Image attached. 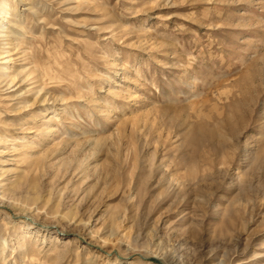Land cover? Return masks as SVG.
<instances>
[{
	"label": "rangeland",
	"instance_id": "rangeland-1",
	"mask_svg": "<svg viewBox=\"0 0 264 264\" xmlns=\"http://www.w3.org/2000/svg\"><path fill=\"white\" fill-rule=\"evenodd\" d=\"M0 11V264H264V0Z\"/></svg>",
	"mask_w": 264,
	"mask_h": 264
},
{
	"label": "bare ground",
	"instance_id": "bare-ground-1",
	"mask_svg": "<svg viewBox=\"0 0 264 264\" xmlns=\"http://www.w3.org/2000/svg\"><path fill=\"white\" fill-rule=\"evenodd\" d=\"M1 12V11H0ZM19 25V24H18ZM15 28L16 29H19L17 26H15ZM15 32V31H14ZM11 40V39H10ZM6 43V42H5ZM8 44V43H7ZM7 47H9L8 45H4V47L3 48H7ZM10 50H7V52H9ZM1 55V54H0ZM0 58H3V57H0ZM9 67H10V65L9 66H2V73H3V75H4V73H8V71H10V69H9ZM8 76V79H4V80H1V82L3 81L4 82V84L3 85H7V87L9 88V87H16L17 89H19L18 87H20L23 83H25L24 82V79H22V72L21 73H19L18 75H17V73L16 74H14V73H12V74H8L7 75ZM0 82V83H1ZM15 91V90H14ZM35 117V116H34Z\"/></svg>",
	"mask_w": 264,
	"mask_h": 264
}]
</instances>
